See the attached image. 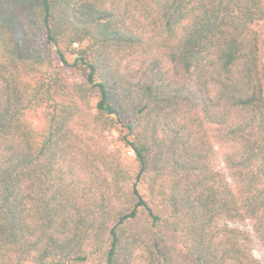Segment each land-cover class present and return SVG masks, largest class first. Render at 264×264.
<instances>
[{
  "label": "trees",
  "instance_id": "trees-1",
  "mask_svg": "<svg viewBox=\"0 0 264 264\" xmlns=\"http://www.w3.org/2000/svg\"><path fill=\"white\" fill-rule=\"evenodd\" d=\"M256 244L264 0H0V264H264Z\"/></svg>",
  "mask_w": 264,
  "mask_h": 264
},
{
  "label": "rangeland",
  "instance_id": "rangeland-1",
  "mask_svg": "<svg viewBox=\"0 0 264 264\" xmlns=\"http://www.w3.org/2000/svg\"><path fill=\"white\" fill-rule=\"evenodd\" d=\"M29 121L31 122L32 126L36 130H40L43 124L42 115L39 112L37 115H31L29 117ZM108 140L110 142V147L117 149L122 156L123 163L130 167L132 172L134 173L137 169V165L135 162V158L132 154V152L129 150V148L119 140V133L118 132H112L108 135ZM141 192L144 193V188L141 186ZM254 255L257 257V259L261 262L264 261V253L260 246L256 244L254 246Z\"/></svg>",
  "mask_w": 264,
  "mask_h": 264
}]
</instances>
